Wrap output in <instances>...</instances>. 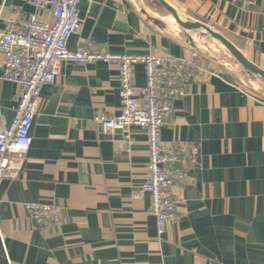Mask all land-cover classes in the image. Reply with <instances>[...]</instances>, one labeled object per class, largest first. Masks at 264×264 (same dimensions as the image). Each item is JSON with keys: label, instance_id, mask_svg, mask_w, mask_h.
Here are the masks:
<instances>
[{"label": "crops", "instance_id": "0c3cea01", "mask_svg": "<svg viewBox=\"0 0 264 264\" xmlns=\"http://www.w3.org/2000/svg\"><path fill=\"white\" fill-rule=\"evenodd\" d=\"M165 1L264 69V0ZM33 14L52 20L31 0H0V32ZM79 19L72 50L92 42L112 54L188 57L199 65L162 130L166 147L197 148L188 180L176 190L177 217L160 237L143 190L147 132L133 127L130 145L120 131L94 122L98 114L121 113L119 68L62 63L55 84L42 91L19 177L0 180V264H264V92L245 86L238 77L254 79L235 74V60L232 66L194 50L191 34L157 0H83ZM4 61L0 50V131L13 124L21 93L5 80ZM134 81L143 103V65ZM29 203L59 205L60 226L40 230Z\"/></svg>", "mask_w": 264, "mask_h": 264}, {"label": "built area", "instance_id": "2783aa9c", "mask_svg": "<svg viewBox=\"0 0 264 264\" xmlns=\"http://www.w3.org/2000/svg\"><path fill=\"white\" fill-rule=\"evenodd\" d=\"M31 1L37 12L50 11L52 20H42L33 14L27 22L11 23L0 32V50L5 58L4 78L21 87L14 122L0 131V180L19 177L32 146L31 129L40 114L42 91L57 81L60 64L103 62L116 65L119 68L121 113L114 116L98 114L94 122L105 132L120 131L130 145L133 127L147 132L148 180L143 190L151 198V211L161 237L167 223L177 217L180 200L176 190L187 182L189 165L197 153L196 147H166L162 130L173 121L174 98L183 81L199 70L197 61L152 54H112L92 42L72 50L69 42L79 32V6L83 0ZM232 1L242 6H254L258 2ZM138 65H143L146 72L143 103L134 81V69ZM26 208L40 230L54 229L61 224L62 208L57 204L29 203Z\"/></svg>", "mask_w": 264, "mask_h": 264}, {"label": "water", "instance_id": "95a60500", "mask_svg": "<svg viewBox=\"0 0 264 264\" xmlns=\"http://www.w3.org/2000/svg\"><path fill=\"white\" fill-rule=\"evenodd\" d=\"M157 2L173 17L177 24L185 31L195 34L203 39L212 40L220 44L229 55L241 64L248 74L252 77L259 78L264 83V69L258 66L253 60H251L244 52H242L233 42L227 39L222 34L214 31L209 26L204 24L192 22L187 19H183L177 10L172 7L165 0H157ZM188 44L196 51L201 50V46L191 41L189 38Z\"/></svg>", "mask_w": 264, "mask_h": 264}, {"label": "rangeland", "instance_id": "374dc122", "mask_svg": "<svg viewBox=\"0 0 264 264\" xmlns=\"http://www.w3.org/2000/svg\"><path fill=\"white\" fill-rule=\"evenodd\" d=\"M190 34H191V38H193L192 41L194 43L198 44L199 46H201L204 53L209 54L210 57L216 58L219 61L221 60V61L226 62L227 64H230L232 66L235 65L234 59L229 55V53L226 51V49H224L220 44H218L212 40L200 38L199 36H197L195 34H192V33H190ZM235 71L238 72V73L237 72L235 73L237 75L238 74L241 75L242 72L243 73L245 72L241 67H239L237 69L234 68V72ZM238 78L252 92H256L257 94L264 92V83L259 78L252 77L254 79V82L253 81L250 82L246 79L243 80L240 77H238Z\"/></svg>", "mask_w": 264, "mask_h": 264}, {"label": "bare ground", "instance_id": "6f19581e", "mask_svg": "<svg viewBox=\"0 0 264 264\" xmlns=\"http://www.w3.org/2000/svg\"><path fill=\"white\" fill-rule=\"evenodd\" d=\"M235 61H236V60H235ZM236 62H237V61H236ZM237 63H238V62H237ZM238 65L241 66L242 69H243L245 72H247V71L245 70V68H244L241 64L238 63ZM247 73H248V72H247Z\"/></svg>", "mask_w": 264, "mask_h": 264}]
</instances>
